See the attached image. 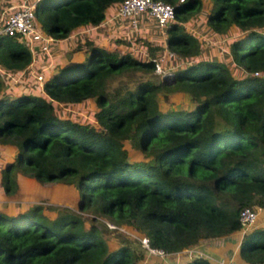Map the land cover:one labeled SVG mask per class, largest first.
<instances>
[{
	"label": "trees",
	"instance_id": "16d2710c",
	"mask_svg": "<svg viewBox=\"0 0 264 264\" xmlns=\"http://www.w3.org/2000/svg\"><path fill=\"white\" fill-rule=\"evenodd\" d=\"M119 1L36 0L35 25L67 38L100 24ZM162 1L173 18L152 21L163 36L143 56L88 39L85 55L61 63L58 53L35 56L41 49L0 32L4 79L22 77L16 92L9 83L0 92V144L16 151L1 166L0 193L15 194L24 176L77 192L76 209L40 202L0 209V264H137V234L175 252L238 230L239 210L264 204V0H210L205 8L209 35L235 27L227 61L202 54L204 40L183 28L203 0ZM31 73H41V83ZM171 92L188 94L192 105L161 107L157 95ZM88 99L97 126L57 111ZM124 141L148 158L129 157ZM240 254L263 263V228L243 233ZM183 264L210 263L196 256Z\"/></svg>",
	"mask_w": 264,
	"mask_h": 264
},
{
	"label": "rangeland",
	"instance_id": "374dc122",
	"mask_svg": "<svg viewBox=\"0 0 264 264\" xmlns=\"http://www.w3.org/2000/svg\"><path fill=\"white\" fill-rule=\"evenodd\" d=\"M209 5H210V0H203L201 9L199 11H195L194 13H192L191 16L182 23L183 28L191 29L199 37L200 40H204L203 43H201L202 54L212 55L224 61L230 60V57L228 55L229 53H228L227 45H228V41L232 38L231 35L237 34L234 32L235 27L231 25L224 35H220L218 37H214L211 34L209 35L208 28L204 24L205 8H207ZM12 10H13L12 6L11 7L7 6V8L2 14L0 20V26L2 24L3 16ZM124 21L121 20V24L125 23ZM147 22L146 24H144V26L140 25L141 26L140 28L138 27L137 30H134L132 32L129 29V27L126 26L125 24H124L125 31H123L122 29L116 30V28L112 29L111 32H105L106 35L105 40H107L108 43H110L109 46L114 50L120 51V50L129 49L130 51L134 52V54H136L137 56L146 55L147 43H150L152 45L157 44L159 41H161L159 39H162L163 36V33L161 34V32H159L160 30L159 28L156 30V24H152V22L147 24ZM151 30H155V31H151ZM158 35L161 36L159 37ZM97 36L98 34H96V37ZM89 39H91V36ZM77 40H79V38H77ZM86 40H88L87 36H83V39L79 40V42L76 45L79 47V49L82 50L83 53H86V49H87ZM105 42L106 41H104L103 44H105ZM76 46H73V48L74 47L76 48ZM48 50L51 51L50 52L51 55L55 53L53 45ZM71 53H72L71 50H66L64 53L65 58L63 60L67 61L68 58L71 56ZM229 66H230V70L237 73L238 67H236V65L229 64ZM157 72L156 75L162 73L161 71H157ZM20 78L22 77L20 76ZM20 78L19 76L18 77L15 76L14 79H11V81L5 79V81H3L2 87L0 88L1 90L0 92L1 93L6 92L4 88L8 86L7 83H9V88L12 91L16 92L18 89L21 88ZM5 95L6 94H4V96ZM157 99L161 107L164 106L188 107L192 105V101L188 96V94L183 92H171L166 94L161 93L157 95ZM95 108L96 107L93 101L91 99H88L72 105L60 104V106L57 108V111L60 115L67 116L68 118H71L75 121L97 126L93 117V112ZM123 146L127 149L129 157L140 158V159L148 158L146 156H143V154L138 150L132 148L127 141L123 142ZM0 165L2 166L1 163ZM30 179L31 178H28L26 176H24V178H21L18 182L19 188L16 191V193L11 195L4 194L5 195L4 197L2 198L0 197V205L4 208L5 207L14 208L19 204L22 207H24L32 202H40L43 205H50V204L59 205V206L65 205L73 209H76L77 192L74 188H72L71 185H66L57 182H44V183L37 181L34 182V181H29ZM46 211L49 215L55 214V211L47 210V209ZM82 215L86 216L88 215V213L84 211ZM102 219L99 220L102 222L103 221ZM108 224L112 225L111 223ZM122 230L124 231L125 234H127L131 238L134 237L131 229H128L127 227L123 226ZM109 238L111 241L115 240V237L113 235L111 237L109 236Z\"/></svg>",
	"mask_w": 264,
	"mask_h": 264
},
{
	"label": "crops",
	"instance_id": "0c3cea01",
	"mask_svg": "<svg viewBox=\"0 0 264 264\" xmlns=\"http://www.w3.org/2000/svg\"><path fill=\"white\" fill-rule=\"evenodd\" d=\"M20 3V0H0L1 4V12H0V19L2 17L3 12L7 8V6H16ZM114 12L113 9H109L108 13L106 14L105 18L100 24L94 25V26H80L75 30L74 33H72L70 36L67 38H61V39H54L51 41V46L53 45L54 52L55 54L58 53L59 61L61 63H68L72 59H75L76 57H81L85 55V53L82 52L81 49H75L73 46H76L79 40L83 39V36H87V39L90 38L93 41V43L102 45L106 47L107 49H112L109 45L107 40H105V32H111L112 29L120 30L122 29L125 31L124 24L128 26L126 23L121 24V20L118 18L112 17V13ZM148 21V22H147ZM152 19H146V17L142 14L139 16V28L141 27L140 25H143L152 22ZM150 27V25H149ZM153 31V30H151ZM132 32V30H131ZM96 34L98 36L96 37ZM79 38V40H77ZM107 39V38H106ZM105 44H103V42ZM66 50H71V56L68 58V60L64 61V53ZM43 50H36L34 51V55L37 56L43 54ZM53 59V58H52ZM32 65L30 64V67ZM35 68V67H31ZM0 72H3V69L0 68ZM3 80L4 76H6L7 72H3ZM12 77L11 79H14V74H11ZM19 76V75H16ZM9 80V81H10ZM15 147L10 146V145H2L0 144V163L2 166L4 163L7 161H12L15 155ZM1 169V165H0ZM29 181H34L33 179H30ZM5 195L3 193H0V197H4ZM0 209L3 210L4 207L0 205ZM5 210V209H4ZM263 228L264 229V215L259 216L255 222L250 226L249 230L252 228ZM136 235V234H135ZM138 236V235H137ZM243 236V232L240 231V229L232 231L228 234L225 235H220V236H213V237H207L200 239L197 243L186 247L185 249H181L179 251L175 252H169L166 253L165 256H157L153 254H147L146 252L143 251V257L142 259L137 263V264H149L151 262H160L162 264H183L190 260L192 256H196L198 252L201 253V257L207 259L210 264H216L219 260H226V259H232L234 260L237 264H252L251 262L247 261L244 259L241 254H240V242ZM115 245V244H112ZM264 263V261H263ZM256 264V263H254Z\"/></svg>",
	"mask_w": 264,
	"mask_h": 264
},
{
	"label": "built area",
	"instance_id": "2783aa9c",
	"mask_svg": "<svg viewBox=\"0 0 264 264\" xmlns=\"http://www.w3.org/2000/svg\"><path fill=\"white\" fill-rule=\"evenodd\" d=\"M35 1L36 0H30L26 2L23 0L21 3L13 7L12 11L6 13L2 18L0 32L8 35L16 34L22 37L28 43L30 48L36 47L47 51L49 49L48 44L53 40V38L50 35H45L40 32L35 25ZM143 13L149 16V18L155 21L159 26H163L173 18L172 6L162 0H120L111 15L119 20H125L124 22L128 25L129 29L134 31L139 27L138 16ZM167 53L171 54L169 51H167ZM155 66L157 71H162L160 68V60L155 61ZM31 74L41 83L43 79L41 73ZM261 215H264V204L254 203L250 206L242 207L238 213L240 231L244 233L248 230L255 220ZM138 239L141 247L147 254H153L161 257L166 255V252L161 248L150 246L145 236H140ZM200 255V252L196 254V256ZM216 264L237 263L232 259H222Z\"/></svg>",
	"mask_w": 264,
	"mask_h": 264
},
{
	"label": "clouds",
	"instance_id": "9594fccd",
	"mask_svg": "<svg viewBox=\"0 0 264 264\" xmlns=\"http://www.w3.org/2000/svg\"><path fill=\"white\" fill-rule=\"evenodd\" d=\"M140 236H144V235H138L137 238L140 237ZM184 249H185V248H184ZM192 257H196V256H192ZM197 257H198V256H197Z\"/></svg>",
	"mask_w": 264,
	"mask_h": 264
}]
</instances>
